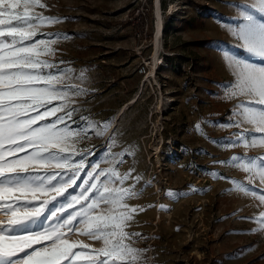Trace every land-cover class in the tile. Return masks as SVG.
Returning a JSON list of instances; mask_svg holds the SVG:
<instances>
[{"label":"rangeland","instance_id":"374dc122","mask_svg":"<svg viewBox=\"0 0 264 264\" xmlns=\"http://www.w3.org/2000/svg\"><path fill=\"white\" fill-rule=\"evenodd\" d=\"M41 2L46 8L35 12L67 18L42 26L35 39H56L48 33L67 36L53 45L55 55L45 58L72 69L68 83L85 91L74 97L80 109L74 118L110 121L104 136L91 135L79 145L91 149L86 164L109 166L102 155L113 135L112 152H134L123 157L118 169L121 173L134 169L133 175L143 177L136 184L142 195L128 204L144 211L134 214L127 229L140 234L133 246L145 250L143 264H264V233H250L257 225L241 219L264 208L250 197L221 194L231 187L229 180L206 174L216 171L237 180L245 176L213 162L243 155V147L225 149L210 142L239 129L205 123H228L237 103L225 99L234 76L224 57L261 63L227 30L242 23L237 9L226 6L227 0H160L165 5L160 4V9L166 33L162 31L158 40L156 71L148 78L154 62L153 0ZM198 122L209 139L196 131ZM262 153L264 149L255 148L247 154ZM189 186L206 191L191 192ZM253 187L264 191L258 181ZM169 190L182 195L173 199L167 195ZM161 205L167 210H161ZM68 238L91 248L102 246L75 232Z\"/></svg>","mask_w":264,"mask_h":264},{"label":"snow or ice","instance_id":"6c2138e0","mask_svg":"<svg viewBox=\"0 0 264 264\" xmlns=\"http://www.w3.org/2000/svg\"><path fill=\"white\" fill-rule=\"evenodd\" d=\"M226 6H234L242 20L236 27L228 26V32L261 63L224 57L234 76L225 99L237 103L228 123L205 122L239 129L210 142L225 149H245L243 155L213 161L243 172L244 180L216 171L206 174L229 180L231 187L221 194L250 197L264 208V191L253 187L258 181L264 189V153L247 154L264 149V0H227ZM36 8L46 5L41 0H0V214L4 217L0 219V264H143L145 250L133 246L140 234L127 231L134 214L144 211L128 204L142 195L143 189L136 184L143 177L133 175L134 169L124 173L118 169L123 157L134 152H112L113 135L102 155V162L109 166L86 164L91 149L79 145L91 135L104 136L110 121L74 118L80 111L74 97L85 91L68 83L72 69L45 58L54 56L53 45L67 36L48 33L56 39H35L42 26L67 18L45 16ZM195 129L209 139L201 122ZM150 185L147 181L146 186ZM167 195L176 199L182 193L169 190ZM161 210H167L166 206L161 205ZM241 219L257 225L250 233H264V210ZM74 232L102 246L70 241L69 234Z\"/></svg>","mask_w":264,"mask_h":264},{"label":"bare ground","instance_id":"6f19581e","mask_svg":"<svg viewBox=\"0 0 264 264\" xmlns=\"http://www.w3.org/2000/svg\"><path fill=\"white\" fill-rule=\"evenodd\" d=\"M153 7H154V30H153V33H154V37H153V59H154V62L152 63L151 65V70L149 71V74L147 75L148 78L152 77L154 72L156 71V68H157V64L155 62V59H156V56H157V53H158V40L159 38L161 37L162 35V29H163V26H162V18H161V9H160V0H153ZM146 77V78H147ZM145 78V79H146ZM135 100H133L132 102H130V104H133ZM129 105V104H128ZM127 106H124V108H122L120 111H119V114H118V117L124 113V111L127 109Z\"/></svg>","mask_w":264,"mask_h":264},{"label":"trees","instance_id":"16d2710c","mask_svg":"<svg viewBox=\"0 0 264 264\" xmlns=\"http://www.w3.org/2000/svg\"><path fill=\"white\" fill-rule=\"evenodd\" d=\"M160 4L162 5L163 8H165V5L164 4H162V3H160ZM163 31L166 33V30L165 29Z\"/></svg>","mask_w":264,"mask_h":264}]
</instances>
